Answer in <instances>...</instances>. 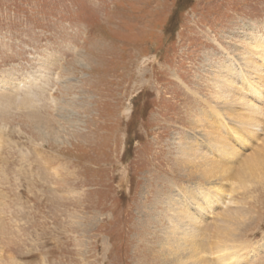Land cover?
<instances>
[{
	"label": "rangeland",
	"instance_id": "obj_1",
	"mask_svg": "<svg viewBox=\"0 0 264 264\" xmlns=\"http://www.w3.org/2000/svg\"><path fill=\"white\" fill-rule=\"evenodd\" d=\"M258 36L264 0H0V264H163L155 198L194 183L176 147L209 149L188 125L211 118L217 69ZM251 131L234 167L254 169L217 210L245 212L237 264H264V131Z\"/></svg>",
	"mask_w": 264,
	"mask_h": 264
},
{
	"label": "bare ground",
	"instance_id": "obj_2",
	"mask_svg": "<svg viewBox=\"0 0 264 264\" xmlns=\"http://www.w3.org/2000/svg\"><path fill=\"white\" fill-rule=\"evenodd\" d=\"M242 41L246 47L235 51L240 62L235 65L236 60L229 55L214 76L211 96L215 104L211 106L207 103L211 118L208 114L209 119L197 117L188 125L203 132L206 145H210L209 149H199V142L193 140L181 142L176 147V156L180 160L176 174L183 172V176L194 183L184 190L155 198L153 206L159 212L157 223L160 231L158 236H154V245L158 246V253L167 256L163 264H237L242 258L240 252L248 250L249 244L238 245L239 248L228 244L234 242L238 233L245 230V212L229 208L217 213L218 207L225 202V185L237 178L244 179L254 169V164H247L236 173L234 165L241 159V153L234 143L238 141L229 139L231 131L224 122L228 118L243 127L235 130L238 134L244 130L241 136L244 143L241 145L238 142L240 149L250 141L246 130L251 129L253 135H257L253 131H264V37L245 38ZM248 96L256 102L248 100ZM235 106H242L245 113L238 111ZM203 120L207 122L204 124ZM217 123H220L218 127ZM261 162H264L263 156L258 160V163ZM207 214L215 217L220 215L222 218L217 224L208 227L211 224L203 218ZM210 231L217 232L220 239L213 248L207 241ZM261 248L264 249V243ZM230 251L235 252L231 254ZM252 252L251 257L260 254L258 250ZM209 254H218V258L210 261L206 256ZM230 260L236 262H228Z\"/></svg>",
	"mask_w": 264,
	"mask_h": 264
}]
</instances>
